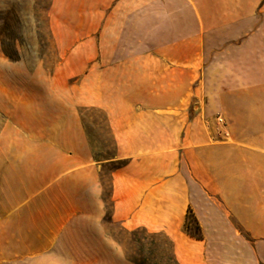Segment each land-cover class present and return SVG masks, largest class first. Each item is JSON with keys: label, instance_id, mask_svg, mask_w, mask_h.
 I'll return each mask as SVG.
<instances>
[{"label": "crops", "instance_id": "1", "mask_svg": "<svg viewBox=\"0 0 264 264\" xmlns=\"http://www.w3.org/2000/svg\"><path fill=\"white\" fill-rule=\"evenodd\" d=\"M53 7L56 77L10 92L0 128V264H129L107 217L178 264H264V0Z\"/></svg>", "mask_w": 264, "mask_h": 264}, {"label": "rangeland", "instance_id": "2", "mask_svg": "<svg viewBox=\"0 0 264 264\" xmlns=\"http://www.w3.org/2000/svg\"><path fill=\"white\" fill-rule=\"evenodd\" d=\"M55 0H0V128L5 122V112L9 109V94L20 92L26 79H53L61 56L58 50V36L54 34L51 17L56 13ZM56 28V26L54 27ZM100 38V37H93ZM91 74L105 75L100 68L88 69ZM97 70V72H94ZM122 69H113V76H120ZM81 78V77H80ZM78 78V79H80ZM83 115L91 117V129L98 137L99 157H107L112 152L111 142L106 134L102 116L87 111ZM109 168L103 171V198L107 211L109 202ZM106 233L119 245L125 260L139 259V255L152 249L163 261L172 262L171 242L162 234H148L143 230L130 231L112 223L107 217L104 222ZM138 240V242H135ZM153 241V245H150ZM128 262V261H127ZM129 263V262H128ZM153 264V261H147ZM130 264V263H129Z\"/></svg>", "mask_w": 264, "mask_h": 264}, {"label": "trees", "instance_id": "3", "mask_svg": "<svg viewBox=\"0 0 264 264\" xmlns=\"http://www.w3.org/2000/svg\"><path fill=\"white\" fill-rule=\"evenodd\" d=\"M184 230H185V232H187V234H189V235H191L197 239L201 238L200 228H199L196 220L194 219V217L190 211L187 212L186 221L184 224ZM135 231H137V230H135ZM135 231H130L133 236H135L134 235ZM135 242H138V240H135ZM153 244H154L153 241H150V245L152 246ZM144 253L145 254H142V251H141V254L139 255V259H136V258L135 259H128L127 261L130 264H149V263H147V261H149V260L153 261V264H178L177 261L175 260L174 256H173V253H172V262L163 261L162 258L155 255V253L152 251V249H148Z\"/></svg>", "mask_w": 264, "mask_h": 264}, {"label": "built area", "instance_id": "4", "mask_svg": "<svg viewBox=\"0 0 264 264\" xmlns=\"http://www.w3.org/2000/svg\"><path fill=\"white\" fill-rule=\"evenodd\" d=\"M218 123H222V119L220 117H217Z\"/></svg>", "mask_w": 264, "mask_h": 264}]
</instances>
